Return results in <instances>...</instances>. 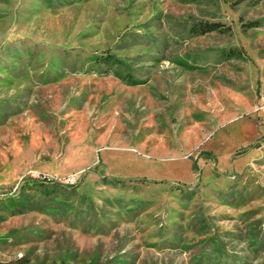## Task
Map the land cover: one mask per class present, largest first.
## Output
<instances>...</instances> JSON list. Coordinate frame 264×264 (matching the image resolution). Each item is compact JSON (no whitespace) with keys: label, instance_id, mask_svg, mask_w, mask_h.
I'll return each mask as SVG.
<instances>
[{"label":"rangeland","instance_id":"374dc122","mask_svg":"<svg viewBox=\"0 0 264 264\" xmlns=\"http://www.w3.org/2000/svg\"><path fill=\"white\" fill-rule=\"evenodd\" d=\"M0 264H264V0H0Z\"/></svg>","mask_w":264,"mask_h":264},{"label":"trees","instance_id":"16d2710c","mask_svg":"<svg viewBox=\"0 0 264 264\" xmlns=\"http://www.w3.org/2000/svg\"><path fill=\"white\" fill-rule=\"evenodd\" d=\"M203 154L206 155V156L209 155L208 153H203ZM209 156H212V155H209ZM194 170H195V167H194Z\"/></svg>","mask_w":264,"mask_h":264}]
</instances>
